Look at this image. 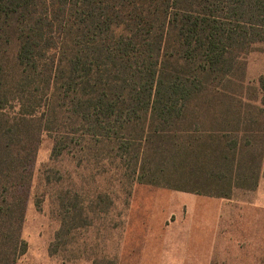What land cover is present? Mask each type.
Masks as SVG:
<instances>
[{
    "label": "trees",
    "instance_id": "trees-1",
    "mask_svg": "<svg viewBox=\"0 0 264 264\" xmlns=\"http://www.w3.org/2000/svg\"><path fill=\"white\" fill-rule=\"evenodd\" d=\"M262 42L264 0H0V264L25 251L27 166L54 128L53 152L78 135L135 156L141 183L256 189L264 75L244 77Z\"/></svg>",
    "mask_w": 264,
    "mask_h": 264
},
{
    "label": "rangeland",
    "instance_id": "rangeland-1",
    "mask_svg": "<svg viewBox=\"0 0 264 264\" xmlns=\"http://www.w3.org/2000/svg\"><path fill=\"white\" fill-rule=\"evenodd\" d=\"M245 61L244 84L257 86L264 42ZM57 131L41 134L27 166L26 246L13 264H264L255 190L221 198L141 183L135 156H106L78 135L53 152Z\"/></svg>",
    "mask_w": 264,
    "mask_h": 264
},
{
    "label": "crops",
    "instance_id": "crops-1",
    "mask_svg": "<svg viewBox=\"0 0 264 264\" xmlns=\"http://www.w3.org/2000/svg\"><path fill=\"white\" fill-rule=\"evenodd\" d=\"M260 185H261V182L259 181V184L257 185L256 189L255 190V194H253V200H254V204L256 206H261V205H264V197L262 195V192H261V189H260Z\"/></svg>",
    "mask_w": 264,
    "mask_h": 264
}]
</instances>
